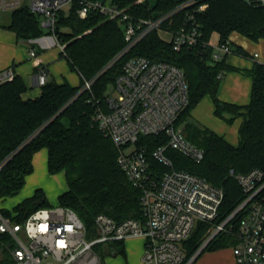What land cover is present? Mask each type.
I'll use <instances>...</instances> for the list:
<instances>
[{
  "label": "trees",
  "instance_id": "obj_1",
  "mask_svg": "<svg viewBox=\"0 0 264 264\" xmlns=\"http://www.w3.org/2000/svg\"><path fill=\"white\" fill-rule=\"evenodd\" d=\"M186 1L191 3L176 10ZM111 2L137 19L173 12L162 24L168 30L177 29L193 14L202 33L200 42L176 51L158 30H153L128 53L118 57L126 44L123 22L108 18L98 10H91L86 17H81L80 0H74L68 8L61 10L53 33L64 44L63 54L82 81L79 86H72L68 82L59 84L47 80L42 85L41 95L32 99L23 98L27 85L21 75L15 74L0 83V162L13 154L0 172V197L20 193L27 176L34 171V154L47 148L49 172H65L68 183V190L59 196V205L75 210L90 231L95 229V217L99 213L117 220L142 218V192L121 169L117 146L99 130L94 120L98 103L105 104L107 91L123 72L126 60L142 55L154 62L175 64L186 75L190 102L179 123L185 125L187 138L205 150V157L196 162L173 149H169L167 155L175 168L195 173L224 188L225 198L217 220L223 221L245 199L231 171L247 173L255 168L264 171V63L257 61L251 70L246 71L252 77L250 102L246 105L225 102L218 96L222 82L219 76L233 68L226 64L227 56L222 60L214 59L210 39L218 33L220 42H225L234 32L254 41L264 38V4L259 0H156L153 6L139 0ZM202 4L207 7L199 11ZM11 16L7 27L15 31L20 40L44 34L40 15L28 7L13 10ZM235 52L247 56L241 48H236ZM92 79V90H82L85 80ZM206 95L212 97L217 117L228 124L237 118L242 119L237 145L190 118L191 110ZM166 142L165 136L147 135L141 136L137 146L145 147L157 165L153 151ZM157 166L162 172L167 170L161 164ZM47 206L51 205L45 192L38 189L15 209L25 216ZM242 216L243 212H240L231 221L232 232L221 231L203 251L232 247L237 241L235 233ZM212 230L211 224H197L184 241L185 264ZM110 245L115 253L125 254L123 241Z\"/></svg>",
  "mask_w": 264,
  "mask_h": 264
},
{
  "label": "built area",
  "instance_id": "obj_2",
  "mask_svg": "<svg viewBox=\"0 0 264 264\" xmlns=\"http://www.w3.org/2000/svg\"><path fill=\"white\" fill-rule=\"evenodd\" d=\"M73 1L0 0V10L28 7L40 15L42 25L53 33L58 13ZM259 2L264 4V0ZM80 3L81 17H86L91 10H98L108 18L124 23L126 44L118 57L128 53L153 30L169 32V42L176 51L196 46L202 36L193 14L177 29L168 30L162 24L173 12L137 19L108 0H80ZM190 3L186 1L176 10ZM206 7L207 4H202L198 10ZM59 46L64 52V44L59 42ZM213 48L215 60L235 52L230 40L219 42ZM36 54L31 50L32 56ZM253 57L259 58V54L254 53ZM13 76L12 69L1 71L0 83ZM47 80V70L42 69L38 82L44 85ZM93 83V79L85 80L82 90L91 91ZM189 102V85L180 67L165 61L154 62L142 55L128 58L113 90L107 93L105 104L98 103L94 120L99 130L117 146L121 169L142 192V218L117 220L99 213L94 229L98 237L91 240L92 231L70 207L51 205L21 216L16 209L6 211L0 206V264H104L95 249L97 245L131 238L144 239L142 260L145 264H185L184 241L199 222L211 224L212 234L232 232L231 221L240 212L243 216L235 233L237 241L232 246L236 264H264V171L259 168L247 173L231 171L245 199L231 215L218 222L225 198L224 188L195 173L175 168L167 155V151L173 149L196 162L205 157V150L187 138L185 127L179 123ZM147 135L167 138V142L152 154L157 165L161 164L167 170L160 171L147 149L137 146L141 136ZM12 156L10 154L0 162V172Z\"/></svg>",
  "mask_w": 264,
  "mask_h": 264
},
{
  "label": "crops",
  "instance_id": "obj_3",
  "mask_svg": "<svg viewBox=\"0 0 264 264\" xmlns=\"http://www.w3.org/2000/svg\"><path fill=\"white\" fill-rule=\"evenodd\" d=\"M139 1L141 3L147 2L150 4L148 0ZM155 3L150 5L153 6ZM11 17L12 16L5 17V15H1L0 17V72L12 69L14 75L19 74L23 77L27 85V89L23 93L24 99H32L41 95L42 85L39 84L38 78L42 69L47 70L48 80L55 81L59 84L68 82L72 86H79L81 84L82 78L80 74L71 68L68 59L65 57L59 46L58 39L47 26H43L45 32L42 36L30 40H20L17 33L7 27L11 22ZM161 31L168 34L170 38V34L167 33V31ZM229 40L235 50L236 48H241L247 53V56L234 52L226 57V64L233 69L223 74L218 96L225 102L236 105H246L251 100L252 92V77L246 73V71L251 70L257 61L264 63V38L254 41L234 32ZM219 42V34L214 33L210 39V44L216 46ZM31 50H35L37 54L32 56ZM254 53H258L259 58L253 57ZM206 96L211 97L210 95ZM211 100L213 103L212 115L214 116L215 105L212 97ZM192 111L193 109L190 112V118L194 117ZM194 119L201 125L208 127L217 134L223 136L233 145L238 144V133L242 123L241 118H237L233 122V124L237 125V136H229L226 133L227 131H225L226 129H223V127L220 128L217 126V123H214L211 119L206 123L201 121L199 117H194ZM182 125L185 127L184 124ZM48 158L49 151L47 148H42L34 154V171L26 178L25 185L28 187V190L26 195H24L23 200L32 197L36 190L42 189L46 194L49 204L54 203L56 198L57 204H59V196L68 190L65 172L51 174L48 169ZM62 174L64 181H61ZM127 243L129 247L133 243L136 244L138 246L140 258L143 256L144 239L131 238L124 241L123 246L125 255ZM107 252L113 256L118 255V253L113 251V247L110 244L107 247ZM205 252L206 250H202L193 261V264H236L232 247L211 250L209 253ZM122 261V258H119V256L118 258L110 257L106 260L103 259L104 264H124Z\"/></svg>",
  "mask_w": 264,
  "mask_h": 264
},
{
  "label": "rangeland",
  "instance_id": "obj_4",
  "mask_svg": "<svg viewBox=\"0 0 264 264\" xmlns=\"http://www.w3.org/2000/svg\"><path fill=\"white\" fill-rule=\"evenodd\" d=\"M150 2V4L155 3L156 0H148ZM11 11H5V12H1L0 10V17L1 15H5V17H9L11 16ZM169 33V32H167ZM160 36L167 42H169V35L166 34L163 31H160ZM114 88V84H112L107 93L111 92ZM114 92V91H113ZM114 96H117V92L113 93ZM212 100L211 97L206 96L203 97L201 99V101L199 103H197V105L193 108L192 111V115L194 117H199V119L203 122H207L209 119H211L214 123H217V126H219L220 128L223 127V129H226L225 131H227L226 133L229 136H235L237 134V125L236 124H228L225 123L222 119L216 117L215 115H212ZM192 116V117H193ZM193 117V118H194ZM196 119V118H195ZM221 130V129H220ZM223 131V130H221ZM237 136V135H236ZM237 138V137H236ZM61 181H64V177L63 174L61 175ZM28 187L25 185V187L20 191L19 194L13 196V197H2L0 199V206L6 210V211H12L15 210V207L23 200L24 195H26L27 193V189ZM50 205H58L57 204V198L55 199V202L50 204ZM214 231V229L212 230V232ZM211 232V234H212ZM228 233H230V231H227ZM211 234L208 236H205V241L211 236ZM97 234L95 233V230L92 231V233L89 235V239L93 240L95 238H97ZM111 244V243H110ZM109 244H100L97 245L95 247V249L99 252V254L103 257L104 260H106L107 258H113V257H117L119 256V258H122V262L124 264H145L142 260V257L140 258L139 252H138V246L136 244H132L130 247L128 245V243L126 244V255L123 253H119L116 256L110 255L109 252H107V247ZM203 245V244H202ZM211 250H206L207 253H209ZM205 252V253H206Z\"/></svg>",
  "mask_w": 264,
  "mask_h": 264
},
{
  "label": "water",
  "instance_id": "obj_5",
  "mask_svg": "<svg viewBox=\"0 0 264 264\" xmlns=\"http://www.w3.org/2000/svg\"><path fill=\"white\" fill-rule=\"evenodd\" d=\"M216 236V233H213L204 243L203 245L199 248V250L196 252V254L192 257L190 260V263H192L195 258L200 254V252L207 246V244Z\"/></svg>",
  "mask_w": 264,
  "mask_h": 264
}]
</instances>
